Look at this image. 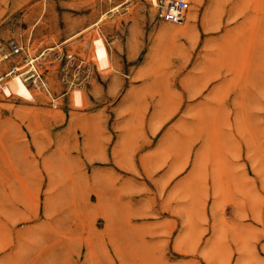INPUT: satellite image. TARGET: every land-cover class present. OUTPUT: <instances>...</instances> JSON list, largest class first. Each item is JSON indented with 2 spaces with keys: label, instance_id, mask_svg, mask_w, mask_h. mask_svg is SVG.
Here are the masks:
<instances>
[{
  "label": "rangeland",
  "instance_id": "1",
  "mask_svg": "<svg viewBox=\"0 0 264 264\" xmlns=\"http://www.w3.org/2000/svg\"><path fill=\"white\" fill-rule=\"evenodd\" d=\"M189 1L0 0V264H264V0Z\"/></svg>",
  "mask_w": 264,
  "mask_h": 264
},
{
  "label": "built area",
  "instance_id": "2",
  "mask_svg": "<svg viewBox=\"0 0 264 264\" xmlns=\"http://www.w3.org/2000/svg\"><path fill=\"white\" fill-rule=\"evenodd\" d=\"M157 6H158V15L161 19H163L164 21L170 22V23H178L184 20L185 15L190 7V1L189 0H163V1H160ZM21 50L26 52L27 62H29L30 64L34 62L36 64V68L31 69L30 72L27 74V77H29V75L31 74L33 75L35 74V77L37 78L38 83H35V80H33L34 77H31L30 79H32L33 82L38 86L48 87V80L41 73L39 63H37V60L40 57L45 55V52L47 49L46 50L42 49L36 55H31L29 46H26V47L17 46L14 48L13 52L17 54V53H20ZM61 56H62L61 51L56 50L54 53V56L52 57V59H50L49 64H54ZM18 66L19 65H12L9 71H14L15 69H17Z\"/></svg>",
  "mask_w": 264,
  "mask_h": 264
},
{
  "label": "bare ground",
  "instance_id": "3",
  "mask_svg": "<svg viewBox=\"0 0 264 264\" xmlns=\"http://www.w3.org/2000/svg\"><path fill=\"white\" fill-rule=\"evenodd\" d=\"M151 2H152L153 5H158V4H159L158 0H151ZM186 15H187V13H186ZM186 15H185V18H186ZM191 17H192L191 13H188L187 18H191ZM185 18H184V19H185ZM179 23H181V22H178V23H172V24H173V26H177ZM3 57H6V55H3ZM3 57H2V58H3ZM29 59H30V58H29ZM27 65H30V69L24 73L25 78H27V80H28V79H30L31 77H34L33 80H35V83H38V82H37V78L35 77V74H34V75L31 74V75H29V77H27V74L30 72V70L36 68V64H35L34 62H33L32 64H30L29 62H27V64H25L24 66H27ZM24 66H20V67L18 66L17 69H15L14 71H8V73H10V72H16V71L21 72V70H20L19 68L24 67ZM8 73H7V74H8ZM7 74H6V75H7ZM0 79L2 80V77H1ZM1 80H0V81H1Z\"/></svg>",
  "mask_w": 264,
  "mask_h": 264
}]
</instances>
